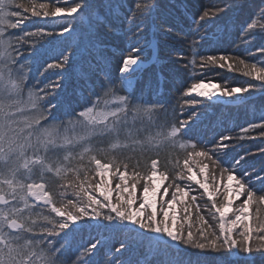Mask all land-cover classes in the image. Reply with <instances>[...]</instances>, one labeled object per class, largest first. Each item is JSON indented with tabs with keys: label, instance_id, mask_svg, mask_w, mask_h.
<instances>
[{
	"label": "snow or ice",
	"instance_id": "6c2138e0",
	"mask_svg": "<svg viewBox=\"0 0 264 264\" xmlns=\"http://www.w3.org/2000/svg\"><path fill=\"white\" fill-rule=\"evenodd\" d=\"M89 7L82 0H0V264H215L241 254V264H264V168H249L244 156L229 159L224 143L255 139L256 128L264 137V116L211 146L193 135L217 98L231 104L264 91V44L250 47L264 38V4L239 32L247 58L206 54L202 44L229 30L217 17L243 0H217L198 14L171 4L190 21L187 31L160 0H106L85 15ZM77 13L87 31L52 56L54 29L62 28L61 37L77 31L73 21L56 18ZM173 33L185 38L176 62L189 76L175 106L159 98L162 75L142 78L149 50L160 63L158 35ZM109 34L123 47H109ZM109 52L120 56L115 76ZM76 65L92 96L77 91L83 106L73 110L65 70ZM213 68L248 79H207ZM161 149L168 151L162 167ZM137 152L155 155L129 171ZM85 228L119 234V246L113 251L101 238L73 244L69 237ZM142 248L144 256L131 259Z\"/></svg>",
	"mask_w": 264,
	"mask_h": 264
},
{
	"label": "trees",
	"instance_id": "16d2710c",
	"mask_svg": "<svg viewBox=\"0 0 264 264\" xmlns=\"http://www.w3.org/2000/svg\"><path fill=\"white\" fill-rule=\"evenodd\" d=\"M42 2H48V0H42ZM90 5L88 9H82L85 15L91 11L99 10L98 6L106 2V0H82ZM217 0H160L162 7L171 10L177 21H180V26L187 31L188 21L185 22L186 17L181 15V10L176 8H169L171 4H184L187 7L188 14H198L206 8H210ZM264 4V0H243V7L239 10L233 11L229 10L228 13L222 14V16L217 17V21L221 25H227L228 31L217 32L216 29H209V33L217 32L216 35L203 41V50L206 54L221 55V54H236L242 57H246L245 49L249 47L248 45L239 44V32L241 26L248 20L254 11H257L259 6ZM79 13L74 14L72 17H58L57 20H71L73 21L77 31L71 34H65L63 37L59 36L58 33L62 31V28H55L54 31L57 33L56 36L49 38L54 43L50 45L52 56L58 54V51L64 47L71 45L75 47L80 42V34L87 31L86 24L82 23L81 20L77 19ZM41 19V18H33ZM49 30L48 28L44 29ZM159 40L158 47V58L160 63L154 64L151 62V50L145 57L146 66L142 73L143 79L152 78L156 80L158 76H163L162 88L160 90V99L166 104H171L175 106L176 101L180 98V93L182 92L185 84L187 83L189 76L187 71L176 62L179 53L184 52L186 49L185 38L180 35L177 36L175 33L170 35H158ZM107 45L111 48H122L123 43L121 38L115 34H109L108 39L105 41ZM261 44H264V38H258L256 41L252 42L250 47L255 48ZM112 56L111 69L112 74L115 76L119 68L120 56L118 54L108 53ZM257 56L251 57L250 59L255 60ZM68 72V81L65 92V101L71 105L73 110L78 107H82L80 98L76 95L77 91H82L84 93V99L90 100L92 93L89 92L88 88L84 86V81L79 79V65L71 66L69 69L65 70ZM204 75L207 79L219 82L223 81L225 77L231 78V83L233 85H239L241 82L246 81L248 78L240 76L238 73H228L225 70L219 68H213L210 70H205ZM97 77L93 76L92 81L95 83ZM199 79V76L196 77ZM254 84H260L259 81H252ZM98 90V89H97ZM247 99H237L233 97L234 103L225 104L223 102L216 101V103L206 110V114L200 119V123L196 124L193 129V135L198 139H203L206 144L218 139L221 135H228L236 137L241 135V129L243 127H248L253 122H260L261 117L264 116V91L259 88L251 90L249 93L244 94ZM190 99V98H186ZM211 104L212 102H207ZM203 106H201L202 108ZM191 110V109H188ZM185 110L181 119L186 118L187 111ZM197 117H193V123H195ZM261 129L256 128L250 134L256 136L255 139H243V140H229L224 143L230 145L226 149L229 153V159L237 156H244L247 161V166L249 168H254L255 171H260L264 168V152L261 151L264 148V137L259 134ZM211 146V144H209ZM155 153L149 152L141 156L139 152L134 155L132 160H129V171L132 170L133 164L137 160L140 161V166L143 168L145 162L150 163V157L154 156ZM168 158V151L166 149H161L160 151V166H163L165 159ZM244 163V161H242ZM91 175V173H90ZM97 179H99L97 177ZM95 183V181H93ZM117 181L113 179V187ZM71 194V189L68 190ZM115 195V194H114ZM141 192L138 191L137 196L139 197ZM74 198V197H73ZM98 198L102 199V197ZM239 203V202H237ZM179 207V206H178ZM205 215H207L205 213ZM212 222L211 220L209 221ZM94 223V222H93ZM193 231L199 227V221L196 216L192 217ZM101 238L107 241L109 248L113 251L118 247V240L120 239L119 234L107 232L103 229L96 230L85 228L80 232H77L69 237V240L73 244L87 243L90 239ZM103 251V250H102ZM145 254L144 249H140L138 252L131 256V259L136 260L143 257ZM243 254L240 256H229L227 259H220L215 262V264H241ZM126 259L128 257H125ZM157 259L159 257H156Z\"/></svg>",
	"mask_w": 264,
	"mask_h": 264
},
{
	"label": "rangeland",
	"instance_id": "374dc122",
	"mask_svg": "<svg viewBox=\"0 0 264 264\" xmlns=\"http://www.w3.org/2000/svg\"><path fill=\"white\" fill-rule=\"evenodd\" d=\"M147 64H145V66H146ZM223 99H228V98H223ZM233 99V98H232ZM234 100V99H233ZM217 101H219V102H222L221 101V98H217Z\"/></svg>",
	"mask_w": 264,
	"mask_h": 264
}]
</instances>
